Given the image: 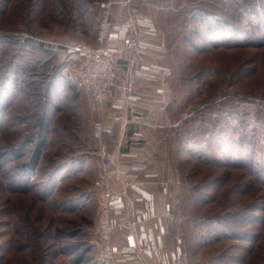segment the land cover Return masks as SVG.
<instances>
[{
  "label": "rangeland",
  "instance_id": "obj_1",
  "mask_svg": "<svg viewBox=\"0 0 264 264\" xmlns=\"http://www.w3.org/2000/svg\"><path fill=\"white\" fill-rule=\"evenodd\" d=\"M106 1L0 0V95L13 97L0 116V264H101L92 179L46 148L17 190L10 150L32 128L30 95L41 90L44 108L52 100L40 82L77 79L75 43L93 32L96 40L102 4L111 17ZM140 8L129 23L164 36L155 64L175 88L160 122L178 174L166 236L169 248L181 243L176 264H264V0Z\"/></svg>",
  "mask_w": 264,
  "mask_h": 264
},
{
  "label": "crops",
  "instance_id": "obj_2",
  "mask_svg": "<svg viewBox=\"0 0 264 264\" xmlns=\"http://www.w3.org/2000/svg\"><path fill=\"white\" fill-rule=\"evenodd\" d=\"M106 2L111 12L110 22L120 24L135 21V16L141 13V5L164 6L166 0H107ZM159 14L160 12L158 16ZM138 32L137 36L140 40L154 43L163 50L165 40L163 35L159 33L158 36L152 37L143 30ZM84 41L92 48L98 46L94 32ZM77 44L75 43L76 47ZM103 46L109 50L114 80L112 87L101 98H92L78 76L74 80L72 76L70 79L66 75H60L53 79L48 77L44 82H40L45 90L43 95L52 98L44 108L50 119L46 153L51 152L52 159L61 158L63 164L77 161L82 168L80 174L87 173V177L92 179L93 189H96V192L102 188L122 191L125 183L121 175L125 166L130 164L145 166L147 171L158 175L157 184L153 185L156 188L149 190L154 197L155 213L164 215L165 206L171 205L174 200L178 183L173 160L162 141L163 124L160 122L163 115H170L168 106L172 96H175L173 77L168 73L162 80L152 81L131 73L133 69L143 64L161 62L163 53L158 52L161 51L160 49L138 47L128 49L121 42H105ZM60 70L65 74L68 73L62 66ZM158 89L163 92L158 94ZM40 91L35 94H42ZM127 94L139 99L128 101ZM118 102H122L123 106L117 110L112 105ZM95 121H100L102 124V130L98 133L92 128ZM73 141L78 144L77 147L70 146L69 142ZM79 147L83 150H79ZM103 152L105 165L101 164ZM94 165L98 168L97 171L87 172ZM161 184L167 188L165 193L158 188ZM145 226L146 229H150L152 223L147 222ZM166 242L169 243L167 239ZM123 264H156V262L141 257Z\"/></svg>",
  "mask_w": 264,
  "mask_h": 264
},
{
  "label": "built area",
  "instance_id": "obj_3",
  "mask_svg": "<svg viewBox=\"0 0 264 264\" xmlns=\"http://www.w3.org/2000/svg\"><path fill=\"white\" fill-rule=\"evenodd\" d=\"M101 6L104 10L96 36L98 46L92 48L84 40L77 44L80 48L77 76L90 96L95 99L101 98L112 87L114 80L109 50L103 46L105 42H121L128 49H160L153 43L138 39L129 22L112 24L107 5ZM139 25L146 34L157 36L152 24ZM131 73L146 80L156 81L162 80L168 74V69L155 63L143 64ZM162 92L161 89L157 90L158 94ZM138 99L136 96L126 95L128 101ZM122 106V102L112 105L117 110ZM92 128L95 133L100 132L101 122L95 121ZM101 157V164L105 165L104 152ZM121 179L125 183L122 191L102 188L95 195L96 226L92 244L98 261L101 264H123L146 257L154 260L156 264H176L181 256V243L174 241L175 244L169 248L166 242L170 205L165 206L164 215H157L154 211V197L149 190L156 188L153 185L157 184V173L147 171L143 165L130 164L123 169ZM158 188L164 193L167 190L163 184ZM147 222L152 223L150 229H146Z\"/></svg>",
  "mask_w": 264,
  "mask_h": 264
},
{
  "label": "trees",
  "instance_id": "obj_4",
  "mask_svg": "<svg viewBox=\"0 0 264 264\" xmlns=\"http://www.w3.org/2000/svg\"><path fill=\"white\" fill-rule=\"evenodd\" d=\"M30 96L33 99V107H31L27 115H29V120L33 122L32 128L26 130V138L10 150L13 160L16 162L14 169L22 173V176L14 183L17 190L19 186H24V188L27 186L31 179V174L38 168L49 142L50 119L46 115L43 105H41L42 107L39 106L41 103H39V99L42 98V101L44 98L39 93L37 95L33 93ZM12 100L11 93L9 95H0V116L5 115L7 106ZM2 156H6V151Z\"/></svg>",
  "mask_w": 264,
  "mask_h": 264
}]
</instances>
